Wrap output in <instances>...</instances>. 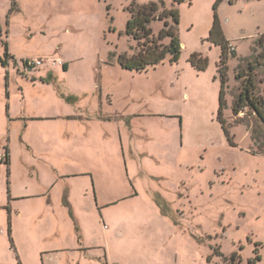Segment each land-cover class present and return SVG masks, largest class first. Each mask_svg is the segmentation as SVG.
Wrapping results in <instances>:
<instances>
[{"label": "rangeland", "instance_id": "rangeland-1", "mask_svg": "<svg viewBox=\"0 0 264 264\" xmlns=\"http://www.w3.org/2000/svg\"><path fill=\"white\" fill-rule=\"evenodd\" d=\"M150 1L0 0L1 49L8 42L13 58L68 65L31 70L45 77L28 84L12 74V102L22 98L23 84L33 108L59 103L71 116L34 121V154L20 134L0 140L3 160L5 149L11 151L10 165L0 164V264H22L9 226L12 243L26 248L33 239L11 226V194L44 202L70 191L78 204L87 187L109 202L101 209L107 229L101 226L113 258L125 264H227L233 255L241 264H264V155L231 112L239 64L257 58L264 90V40L257 42L264 37V0H184L177 6L178 62L122 69L110 55L135 51L125 34L127 8ZM215 16L235 51L227 61L223 110L234 145L217 120L221 48L208 40ZM150 28L157 34L162 22ZM192 55L206 61L204 69L193 66ZM73 149L87 157L73 159Z\"/></svg>", "mask_w": 264, "mask_h": 264}, {"label": "crops", "instance_id": "crops-1", "mask_svg": "<svg viewBox=\"0 0 264 264\" xmlns=\"http://www.w3.org/2000/svg\"><path fill=\"white\" fill-rule=\"evenodd\" d=\"M7 44L5 43L6 51L10 58L6 61V66L0 64V95L2 98L0 99V140L5 135L10 138L12 133L20 134L21 138L25 137V145L28 150L34 154L36 147L29 140L36 130L34 121L44 120L53 124L71 116L59 103L41 104L33 108L24 95L23 84L20 88L22 98L12 102L10 87L12 74L15 77L21 76L25 80L24 83L35 82L37 77L43 80L45 75L42 73L31 75L32 72L23 67V62L27 59L13 58ZM3 53L4 46L2 49L0 48V56ZM64 63L62 65H66ZM66 69H68V65H66ZM51 76L52 72L47 71V77ZM41 110L43 113L40 112ZM77 118H81V116ZM7 150L10 165L11 151L8 147ZM54 151L57 155L65 153L62 149ZM47 152L41 155L46 156ZM70 152L73 159L80 160L82 156L87 157V154L82 153L80 149H73ZM1 163H3L2 160H0ZM92 191L94 189L88 190L87 187L84 199L81 196L76 198L78 204H74L72 201L70 191L67 195L55 199L48 198L44 202L40 200V197L34 198L37 196L11 194V226H15L16 231L21 228V231L29 232L33 238L26 248L19 245L18 242L13 243L22 264H25L26 259L32 264H125L122 259L113 258L111 249L106 243L107 232L102 229V226L104 229H107V226L105 225L106 215L101 209L109 202L100 200ZM89 192L90 194H88ZM22 204L25 207H21ZM70 214L73 218L70 217ZM19 220L22 221V227L18 225L17 221ZM0 233L4 234L5 229L2 228ZM115 234L118 237L123 236L120 231H116ZM79 235L80 238H78Z\"/></svg>", "mask_w": 264, "mask_h": 264}, {"label": "trees", "instance_id": "trees-1", "mask_svg": "<svg viewBox=\"0 0 264 264\" xmlns=\"http://www.w3.org/2000/svg\"><path fill=\"white\" fill-rule=\"evenodd\" d=\"M184 0H172L171 7H167L166 0H152L147 4L140 5L133 2L128 8L130 18L125 27V34L135 41V51L132 55L126 53L116 55L112 53L111 59H116L122 69L143 72L148 68H154L168 60L170 64L177 63L181 54V42L179 38L178 25L180 22V14L177 6ZM190 1V0H189ZM153 21L162 22V28L155 34L150 28ZM264 37H260L257 42L260 45ZM208 40L220 46L221 56L218 63V73L221 79V90L219 96V109L217 120L220 123L222 130L231 145H234L230 135L229 125L223 117V110L226 108V73L227 61L229 56H234L235 51L230 44L223 39L218 19L215 16L212 28L209 32ZM4 53L0 56V64L6 66V61L10 58L4 44ZM264 51V45L262 47ZM197 56H191L193 66L199 69H204L206 61L200 59L197 63ZM257 58L255 63L248 62L245 68L240 64L235 71V79L240 82L238 91L233 97L231 103V112L237 124L247 127L251 133V138L257 146L258 152L264 155V90L259 87V79L257 77ZM64 70L66 65H63ZM242 114V116H240ZM4 161L9 165L8 150L5 149ZM11 246L10 226L8 229ZM227 264H241V259L233 255ZM259 260V256L254 261Z\"/></svg>", "mask_w": 264, "mask_h": 264}, {"label": "built area", "instance_id": "built-area-1", "mask_svg": "<svg viewBox=\"0 0 264 264\" xmlns=\"http://www.w3.org/2000/svg\"><path fill=\"white\" fill-rule=\"evenodd\" d=\"M45 64L55 66V65H62L60 60H54V59H27L23 62V67L28 70H34L36 68L42 67ZM2 159V156L0 157V160Z\"/></svg>", "mask_w": 264, "mask_h": 264}]
</instances>
